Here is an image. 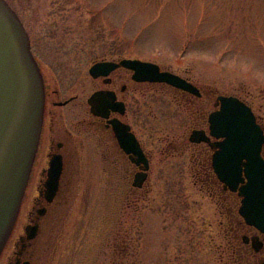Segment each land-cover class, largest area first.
<instances>
[{
    "label": "rangeland",
    "instance_id": "374dc122",
    "mask_svg": "<svg viewBox=\"0 0 264 264\" xmlns=\"http://www.w3.org/2000/svg\"><path fill=\"white\" fill-rule=\"evenodd\" d=\"M6 1L25 26L39 67L65 99L77 94L85 100L93 91L89 68L95 62L140 59L217 95L239 96L264 124V0ZM173 94L150 88L137 98L136 121L154 152L151 179L138 194L128 195L130 184L118 180L96 139L79 148L78 164L65 170L60 216L36 264H111L116 256L125 264H231L233 234L240 255L234 252V264H261L263 253L251 256L242 239L256 231L242 226L239 233L235 222L233 231L228 195L201 168L188 142L191 114ZM83 112L64 109L68 123ZM45 159L43 137L17 225Z\"/></svg>",
    "mask_w": 264,
    "mask_h": 264
},
{
    "label": "water",
    "instance_id": "95a60500",
    "mask_svg": "<svg viewBox=\"0 0 264 264\" xmlns=\"http://www.w3.org/2000/svg\"><path fill=\"white\" fill-rule=\"evenodd\" d=\"M118 66L132 70L138 82L165 83L194 95L200 93L186 79L140 59L96 62L89 72L93 77L105 76ZM218 101L220 109L209 116V135L193 131L189 140L207 143L214 150L212 166L218 179L224 190L238 193L240 216L259 233L244 238L258 253L264 247L260 237L264 235V133L247 104L232 96H219ZM89 103L94 111L98 108L107 113L110 108L123 112L114 97L105 92H96ZM44 105V81L28 32L16 11L6 0H0V255L16 223L36 158ZM115 129L126 152L142 164V173L134 183L141 188L147 179L148 159L127 126L115 124ZM62 172V157L55 156L45 182L49 200L58 191Z\"/></svg>",
    "mask_w": 264,
    "mask_h": 264
},
{
    "label": "flooded vegetation",
    "instance_id": "af4514ba",
    "mask_svg": "<svg viewBox=\"0 0 264 264\" xmlns=\"http://www.w3.org/2000/svg\"><path fill=\"white\" fill-rule=\"evenodd\" d=\"M111 61L118 62L119 60ZM160 68L161 71H167L162 67ZM40 69L45 86V111L40 140L42 141L44 137L46 141V164L41 169L39 181L36 186V194L33 196L31 204L24 214L23 222L21 224L20 221L18 225L15 224L12 234L1 254H4L5 264H36L39 250L47 244L49 230H53L61 213L60 199L66 195L68 190V188L63 187L66 167L68 165L78 164L79 148L83 150L89 141L96 139L100 146L107 149L108 153L105 154V158L115 168L118 180L130 184L128 187L129 196L131 194H138L144 188L145 184L150 181L154 163V152L147 149L146 142L142 136L143 131L136 121V118L141 117L137 98L141 96L144 90H150V88H166L169 92L174 93L173 95L176 101L188 109L192 118L191 123H193V125L189 126L191 132L188 137V142L193 147L194 145L196 146L195 155L199 159V162H203L201 166V168L203 167V171L206 169L204 162L206 163L209 160L208 171L214 177V181H218L211 167L213 151L210 145L204 142L190 143L189 140L193 131H205L209 134V115L220 109L218 97L221 95H217L215 90L207 91L197 82H193L189 78L186 79L198 88L199 95L191 94L164 83L138 82L133 78V71L118 66L115 69H109L105 76L93 77L90 75L93 91L85 97V100H80V96L77 94L65 99L59 88L52 84V80L49 78L50 76L41 67ZM51 79L54 78L51 77ZM96 92H105L112 95L115 103H118V108H122L121 110L123 112L110 108L107 113L100 112L98 108L96 109L99 112L94 111L89 103V99ZM234 97L244 101L253 110V107L245 100L239 96ZM68 106L83 108L84 110L80 117L70 123H68L64 113V109ZM255 115L264 133V124L256 113ZM115 124L125 125L129 128V133L135 137V140L140 144L148 159L149 169L147 171V179L141 188L134 186V183L138 174L142 173V164H138L136 157L132 153H127L123 148L117 135ZM211 141H215V139L211 138ZM165 151L169 152V149L167 148ZM55 156L62 157L63 172L58 191L55 197L49 200L45 182L48 178L49 163ZM262 157L264 158V146L262 149ZM16 225L21 228V231L18 233H16ZM244 245L250 247L249 249H251L250 251L254 256H260L262 253L264 255V248L259 253H256L251 248L250 243L244 242Z\"/></svg>",
    "mask_w": 264,
    "mask_h": 264
},
{
    "label": "trees",
    "instance_id": "16d2710c",
    "mask_svg": "<svg viewBox=\"0 0 264 264\" xmlns=\"http://www.w3.org/2000/svg\"><path fill=\"white\" fill-rule=\"evenodd\" d=\"M205 166H206V169H207V171H206V174H207V177H208V179H209V181H210V183H213L214 185H215V187H218L220 190H221V192L222 193H224V194H226V195H228V198H229V201H230V204L232 205V207L233 208H230V216H231V218H229L230 220H231V223H232V227L234 226V222H235V224L237 225V231L240 233L241 231V229H242V220H241V218L239 217V215H238V207H239V198L237 197V195L236 194H233V193H230V192H227V191H224L223 190V188H222V186H221V184L220 183H218V181L216 182V181H214V177H213V179H212V177H210V172L208 171V162H207V164L205 163ZM205 169V170H206ZM228 201V202H229ZM234 206H235V208L237 209L236 210V213H235V215H234ZM234 231V230H233ZM121 234V231H119V235ZM237 235H238V233H237ZM237 235H235V237H237ZM123 237V236H122ZM124 239H126V237L124 236L123 237V239L120 241L121 242V244H122V247L123 248H126V247H124L125 245H124V242H125V240ZM237 239H238V241H239V237H237ZM124 240V241H123ZM231 247H230V250H231V252H230V259H231V264H234V252H235V255L237 256V258H238V255H239V250L238 249H236L235 251H234V234H233V236H232V238H231ZM127 246H128V244H127ZM245 248H247L246 246H244ZM250 253H251V251H249ZM246 254H248V253H246ZM248 255H250V254H248ZM253 254L251 253V256H252ZM254 256V255H253ZM239 257H240V255H239ZM115 259L116 260H113V262L111 263V264H125L123 261H122V259H119L118 258V256H116L115 257ZM132 260V259H131ZM246 264V263H248V262H246V261H242V260H237V264ZM129 264H143V262L141 261V262H138L137 260H135V259H133ZM145 264V263H144Z\"/></svg>",
    "mask_w": 264,
    "mask_h": 264
}]
</instances>
